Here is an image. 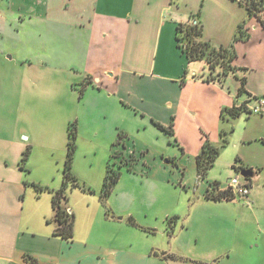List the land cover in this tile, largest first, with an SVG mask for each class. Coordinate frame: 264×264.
<instances>
[{"label":"crops","instance_id":"1","mask_svg":"<svg viewBox=\"0 0 264 264\" xmlns=\"http://www.w3.org/2000/svg\"><path fill=\"white\" fill-rule=\"evenodd\" d=\"M5 1L6 8L0 10L7 13L6 22L22 23L29 27L30 39L39 37L40 51L23 53L22 71L29 74L27 66L39 60L41 66L51 64L62 72L64 82L52 91H62L67 96L66 102L76 107L68 113L66 122L67 134L69 125L77 124L76 153L82 144H87L88 151L94 155L102 152L108 158L100 190L92 194L80 189L67 190L66 207L74 216V236L71 240L56 237L60 225L55 219L53 200L55 193L64 188L67 157L61 148L62 135L59 143H47V137H32L26 132L27 119L22 116L20 104L17 117L6 118L1 101L0 264L31 261L34 264H264V191H257L258 185L264 183V145L258 154L244 156L243 152H237L238 163L233 169L238 175L243 170L254 171L246 198L209 199L207 190L213 181L201 180L197 189L196 180H185L189 163L198 176L197 157L203 144L206 141L217 144L214 135L219 132L222 110L243 105L251 110L259 100H264V85L251 83L256 67L264 69V29L258 20L252 19L247 25L250 40L235 45L238 55L235 65L248 70L237 74L247 78V94L242 99L238 95L236 102L235 95L231 99L225 95L223 86L207 82L206 63L189 62L176 40L177 27L193 20L202 23L206 39L215 47L230 45L231 32L222 37L225 17L216 16V10L220 9L216 8V14L207 20L205 13L198 12L188 0ZM237 14L236 21L231 20L235 25L230 31L245 20L241 13ZM53 45L55 51L50 48ZM240 60L245 61L240 64ZM24 88L26 85L18 89L19 102L23 95L25 98ZM11 107L8 105V110ZM128 108L143 111L155 125L173 131L180 154L172 157L155 150L159 158L157 167L148 161L154 149L147 143L139 142L141 155L132 154L126 146L132 137L128 128L123 127ZM89 115L108 126L103 136L106 142H95L99 132L91 138L81 132L82 117ZM135 123L138 130L147 129L146 125ZM54 140L58 141L57 135ZM250 141L264 142V136ZM28 149L29 161L22 166V157ZM127 157H131L133 161L128 159L133 165L145 170V179L154 185H147L145 198L138 191L123 195L126 186H122L124 176L120 172L113 193L104 199L103 184L109 165L118 171L114 166H123ZM75 160L76 154L73 175L91 190L92 180L78 172ZM175 171L178 183L171 180ZM186 183L184 208L179 209L174 198L168 203L158 201L162 203L161 212L153 217L160 223L144 224L142 218L151 215L149 209L146 211L147 204L154 201L159 187L170 191ZM216 184L222 189L226 187ZM153 187L157 189L151 191ZM120 205L136 206L141 211L124 212ZM206 206L215 210L219 229H200L186 235L188 217L189 223L192 214ZM170 219H176L172 235L166 227ZM125 221H129L132 229L146 228L152 234L124 236L117 225Z\"/></svg>","mask_w":264,"mask_h":264},{"label":"rangeland","instance_id":"2","mask_svg":"<svg viewBox=\"0 0 264 264\" xmlns=\"http://www.w3.org/2000/svg\"><path fill=\"white\" fill-rule=\"evenodd\" d=\"M191 6H196L198 12L205 13L207 20H209L212 14H216L215 10L218 12L217 17L220 19L224 16L225 20V34L224 36H231L230 44L232 43L235 34L237 33L238 28L234 29V31H230L231 26L235 25L231 20L236 21L237 13H241L244 19L247 18V12L244 7L240 5L238 1L234 0H188ZM0 8H6V1L0 0ZM7 14V13H5ZM4 12L0 10V103L4 102L5 106V117L12 118L17 117L18 115V106L22 107L23 114L22 116H26L27 121L25 124L26 132L31 134L32 137L42 138L47 137L49 141L47 143H59V135H62V152L66 157L67 149L66 147L68 134H67V115L72 110H76V107H72L71 103L66 102L67 96L62 91L53 92L56 86L60 85V83L64 82V78L62 80V72L56 68V66H52L51 64L41 66V62L33 61L32 66H27V68L31 71L29 74L22 71L24 61H22L23 53L29 52H39L40 51V43L39 37L30 39L28 34L29 27L20 23H13L14 25H10L9 22H6V15ZM4 16V17H3ZM218 18V20H219ZM243 19V20H244ZM14 22V21H12ZM217 23V21H216ZM214 26V24H212ZM210 25V26H212ZM228 32L226 34V30ZM206 30V29H205ZM33 31H31L32 35ZM228 38V37H227ZM52 51H55V46H50ZM12 57V59H11ZM245 61V60H244ZM240 60V64L244 62ZM202 63V62H200ZM205 63V62H204ZM29 64V63H28ZM207 65V64H206ZM207 68L208 77L210 76L209 67ZM257 73L253 79H251V83L253 81L258 82L261 85H264V69L257 68ZM41 70L42 72H39ZM40 74V75H39ZM24 83V84H23ZM218 83V82H217ZM223 86L224 93L230 99L232 96L237 102V96L239 93V89L241 86V81L236 77L235 74L230 73L229 76L223 80L220 84ZM26 85L25 98L22 96L20 102L18 101V89L20 86ZM61 89V88H60ZM243 96V95H242ZM240 97L246 98L245 96ZM64 97V98H63ZM84 103V102H83ZM8 105H11V109L8 110ZM83 105V104H82ZM83 106L81 107V111L83 112ZM128 118L125 121V125L123 127L128 128V133L130 132L131 140L127 143L130 152L134 155H141L143 152L139 147V142L147 143L151 146L152 150L148 155V161L151 165L157 167L159 166V158L155 155V150L160 152L161 154H165L166 156H175V154H180V147L178 145V141L174 135L169 132L163 131L154 124L150 115H144V112L134 108H128ZM156 112V111H154ZM1 113V111H0ZM146 125L145 128L138 130L136 127L137 123ZM108 123V121H105ZM136 124V125H135ZM142 125V128H144ZM148 125V126H147ZM107 125H103L102 122H98L92 116H88L86 118L82 117V123L80 125V130L83 134L91 138L92 136H97L98 132L100 133L98 138H96L95 142L99 144L106 142V138H104V133H106ZM105 130V132H103ZM121 130V129H120ZM217 138L216 147L220 150V156L218 157L215 165L210 170L208 177L206 179L213 181L214 183H220L222 186H227L234 178L238 177V173L233 169V166L236 165L237 162V152H243V155H253L258 154L259 150L264 145L263 141H253L250 140L256 136L263 135L264 136V114L262 113H251V114H243L240 118L234 120H223L220 117L219 122V132L215 133ZM56 135L58 136V141L55 139ZM42 136V137H41ZM219 136V137H218ZM226 138V142L223 140ZM246 139V141H244ZM94 141V138H92ZM78 142V141H77ZM90 152V153H89ZM91 151H88L87 144H82L80 149L76 154V162L78 167V172H81V175L88 176L90 180H92V189L90 190L86 187L88 194L93 193L95 190H100L102 186V178L107 170V166L105 165V160L108 158L107 156L102 155L100 152L99 155H94ZM67 158V157H66ZM133 161L131 157H127V162H124V165L114 166L119 172L123 174V183L122 186H126L124 188L121 195H131L132 192L138 191V194L143 196L144 190L147 189V185L153 186L148 180H146L147 176H145V170L141 169L140 166L133 165L129 161ZM250 158V156H248ZM128 163V165H126ZM92 164V167H89ZM164 174V173H161ZM177 172L175 174H171V180L178 183ZM264 176V172L262 174ZM240 177V176H239ZM146 178V179H145ZM145 179V180H144ZM185 180L188 181H199L198 176H196V171L191 168V164H188L187 176ZM241 182H244L243 179H240ZM134 184V187H130ZM178 185V184H177ZM198 185L196 183V188L198 189ZM188 183L181 185L176 190H166L162 186L157 188H152L151 191H155V199L154 201H150L149 206H147L146 211L149 209L151 215L149 218L143 217L142 220L144 224H159L158 218L155 219L153 214L157 215L161 212L162 203H157L158 201L168 203L172 198H174V202L179 209L185 207V196ZM264 183H260L257 187V191H264ZM193 191V189H192ZM91 193V194H92ZM191 193V192H190ZM98 194V199H99ZM96 199L97 197L94 196ZM144 198L146 195L143 196ZM241 199L240 197H238ZM246 198V197H242ZM155 203L152 205L151 203ZM154 206V207H153ZM176 208V209H178ZM120 210L124 212H139L141 210H136V206L131 205H120ZM189 210V207H188ZM145 211V212H146ZM215 210L211 209L209 206L205 208H200L192 214V218L189 221V217L186 220V235L189 233L191 235L195 234L196 231L202 230H210L214 231L219 229V225L216 223L215 219ZM154 215V216H155ZM159 216V215H157ZM152 221V222H151ZM166 223V227H167ZM117 227H120L123 230V235L127 237H132L134 235H147L152 234L151 231H148L146 228H133L131 224L128 222L119 223ZM254 228L257 226L254 225ZM186 235L183 236L186 239ZM259 253V252H257Z\"/></svg>","mask_w":264,"mask_h":264},{"label":"trees","instance_id":"3","mask_svg":"<svg viewBox=\"0 0 264 264\" xmlns=\"http://www.w3.org/2000/svg\"><path fill=\"white\" fill-rule=\"evenodd\" d=\"M238 1L247 12V18L239 25L237 33L228 46L215 47L205 37V29L201 22H192L188 24H180L177 27L176 40L179 49L186 55L189 62H205L210 70V76L207 78V82L210 83H222L223 80L230 73L235 74L236 77L241 81L239 89V96L247 94L246 85L247 78L238 77V72L245 74L248 72L247 69L239 68L235 65L238 58L235 45L239 42L249 41L251 36L246 33L247 25L250 20L257 19L258 22L264 29V0H234ZM84 87V86H83ZM82 93V92H81ZM251 110L247 106L224 108L221 112V118L223 120H234L240 118L243 114H251ZM157 127L163 131L169 132L173 135V131L165 129L164 127L156 124ZM68 149L67 158L64 168V188L59 192L55 193L53 200V209L55 212V219L60 225L56 237H61L65 240H71L74 236V216L69 214L67 211V190L69 189H80L87 192V189L82 185L79 180L73 175L72 168L74 164L75 153L77 149L78 129L77 124L73 123L69 125L68 130ZM226 142V138L223 139ZM31 151L28 149L21 160V165L26 166ZM220 156V150L218 147L206 141L203 144L200 154L197 157V171L198 179L197 184L201 180H205L208 177L210 170L215 165L218 157ZM243 170V168H240ZM244 171V170H243ZM28 172V171H27ZM121 178L119 171H115L112 164L109 165L107 175L103 184L102 197L107 199L113 193L117 183ZM252 186V179H246ZM212 185L219 187L220 185L213 183ZM211 186V185H210ZM39 191L42 190L39 186H34ZM45 190V189H44ZM47 190V189H46ZM43 191V190H42ZM209 199L213 200H233L238 196L232 192L222 191L216 195H207ZM175 220H167V227L169 234L172 235L175 229ZM31 263L34 264L33 261Z\"/></svg>","mask_w":264,"mask_h":264},{"label":"built area","instance_id":"4","mask_svg":"<svg viewBox=\"0 0 264 264\" xmlns=\"http://www.w3.org/2000/svg\"><path fill=\"white\" fill-rule=\"evenodd\" d=\"M263 108H264V100L261 99L258 101V105L255 108L251 109V112L256 113V114L262 113ZM239 176L234 178L226 187H224V189H222L221 186L217 187V186L211 185L207 190V195L212 196V195L218 194L219 192L227 191V192L234 193L238 197H247L251 189L250 183L246 179L242 178L241 176L239 177ZM240 179H243L244 182H241ZM28 264H33V263L30 262Z\"/></svg>","mask_w":264,"mask_h":264},{"label":"water","instance_id":"5","mask_svg":"<svg viewBox=\"0 0 264 264\" xmlns=\"http://www.w3.org/2000/svg\"><path fill=\"white\" fill-rule=\"evenodd\" d=\"M240 176L244 179H247V178L252 179L254 177V171L252 170L241 171Z\"/></svg>","mask_w":264,"mask_h":264}]
</instances>
